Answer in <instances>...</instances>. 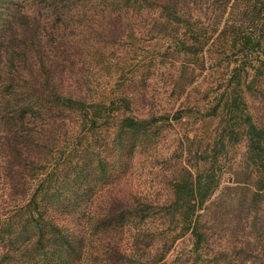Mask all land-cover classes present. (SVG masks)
Here are the masks:
<instances>
[{
	"label": "trees",
	"instance_id": "1",
	"mask_svg": "<svg viewBox=\"0 0 264 264\" xmlns=\"http://www.w3.org/2000/svg\"><path fill=\"white\" fill-rule=\"evenodd\" d=\"M43 1L44 5L42 0H0V176L5 178L8 201L13 207L9 221L5 220L0 226V264H83L85 240L89 233L66 224V218H60L64 215L59 217L51 211L55 210V202L64 207V200L78 189L76 184L83 174L94 175L100 165H104V172L108 166L112 169L109 150L115 147L111 141L104 142L103 138L86 145L80 144L81 139L89 133H99L102 124L111 118L115 119L113 128L118 130L117 133H147L159 118L155 111L137 114L133 109L134 91L129 92L128 88L122 92L119 90L121 85L136 86L132 78H125L126 81L122 77L112 79L116 81L112 89L115 96L106 101L91 98L90 85L85 89L82 86L88 78L90 80L93 69L89 60L83 59L80 66L72 57L75 53H68L71 46L66 31L77 21L71 13L76 0ZM82 1L80 4L85 12L93 11L94 2L100 5L104 1L102 12L95 17L104 22L106 35L113 44L118 43L125 31L121 29L122 24L134 17L130 15L128 5L133 0ZM187 1L195 8L199 5V0ZM206 1L212 4H208V22L198 18L192 20L194 11H185L181 6L186 0H162L163 3L157 6L156 17L164 22H172L174 18L191 25L201 24L204 30L210 26L214 30L206 36L207 40L221 24L220 32L226 35V40H233L232 55L237 47L245 58V63L231 69L228 84L232 89L226 93L222 108V133L232 135L236 134V124L243 112L241 105H248L246 94L251 93L257 79L264 76V58L257 60L260 64L256 65L251 56L262 49L264 51V0H233L231 5V0ZM194 32L198 44L183 42L182 51L196 54L204 47L207 40L201 42L199 32ZM72 41L80 44L82 38L78 35ZM89 45L94 50L93 45ZM90 61L93 62L92 57ZM249 64L256 73L251 81L246 78V92L239 93L236 89L241 87L242 71L248 73ZM87 65L90 73L86 70ZM186 67L183 65L182 73ZM70 74L78 91L64 88V80ZM217 107L218 104L215 111L219 109ZM174 115L177 117L180 113ZM252 115H247L244 122L249 126L244 131L247 130V158L254 166L256 186L251 193L253 200L259 203L264 199V122L261 118L255 120ZM74 116L78 117L80 132L72 142L70 126L75 123ZM118 141L119 137L114 134L113 145ZM221 143L224 146L223 138ZM82 150V155H90L83 162V158H74L75 153L78 155ZM219 152L213 149L210 157L218 159ZM94 155L99 163L93 160ZM204 159L207 161V156ZM185 170L187 175L173 183V196L168 204L173 209L166 217L176 220L175 225H181L183 231L191 234L194 251L198 252L209 242L207 215L215 204L212 196L222 180L214 170H198L197 174L188 168ZM244 183L232 186V189L247 195L249 187ZM122 198L105 199L104 212L97 216L105 231L104 246L96 253L100 258L96 264H156L164 260L172 248L168 235L164 236V244L157 246V257L148 262H144L138 250L141 228L131 234L129 242H124V231L131 230L130 227L126 229L128 220L140 216L147 221L149 216L144 214L145 209H150L153 204L138 201L135 207L133 202H125ZM260 227L254 225V230ZM165 233L169 234V227L161 229L159 234ZM251 233L249 227L246 237L234 246L235 264H264V239L248 238Z\"/></svg>",
	"mask_w": 264,
	"mask_h": 264
},
{
	"label": "rangeland",
	"instance_id": "2",
	"mask_svg": "<svg viewBox=\"0 0 264 264\" xmlns=\"http://www.w3.org/2000/svg\"><path fill=\"white\" fill-rule=\"evenodd\" d=\"M80 2L83 1L76 0L71 11L77 21L67 29L66 37L71 46L68 53H75L72 57L80 66L85 59L89 60L93 68L90 80L88 78L86 84L82 83L83 89L90 85L91 98L106 101L115 96L112 89L116 81H111L112 79L132 78L136 81V86L129 88L128 84L121 85L119 90L122 92L128 88L129 92L134 91L136 99L133 109L137 114L155 111L159 118L147 133H117L118 130L113 128L115 119L111 118L109 122L106 120L107 123L102 124L99 133H89L82 138L80 144L85 145L94 144L101 138L104 142H112L111 145L115 147L109 150L112 169L108 166L104 172V165H100V170L94 175L89 174L93 176L83 174L76 184L78 189L64 200V207L55 202V210L51 213L59 217L64 215L65 217L60 218H66V224L89 233L85 240L83 264H96L100 259L96 253L104 246L105 230L97 216L104 212V202L114 196L123 197L125 202H133L135 207L138 201L153 204L150 209H145L144 214L149 216L147 221L140 216L131 217L126 225V229L130 227L131 230H125L123 235L124 242H129L127 240L131 238V234L138 228L142 229L138 250L144 262L157 257L156 248L164 244V236L168 235L172 248L165 259L156 264H235L233 248L246 237L249 227L252 228V233L248 238L264 239V199L256 203L251 193L256 184L253 179L254 166L247 158L245 135L249 125L244 122L248 114H253L252 118H261L264 122V76L259 77L253 91L246 94L248 105H241L243 112L236 124V134H223L222 108L226 93L232 89L228 84L230 72L246 60L237 47L235 55H232L233 40H226V35L220 32L221 24L207 40L206 36L214 28L210 29L207 25L209 29L204 30L201 24L191 25L174 18L172 22L161 21L156 15L159 11L157 6L163 3L162 0H133L128 5L130 15L134 17L130 22L124 21L121 29L125 31L120 35L118 43L113 44V40L106 35L104 22L95 17L102 12L101 5L104 1L100 5L94 2L95 7L91 12H85ZM232 2L233 0L229 2L230 5ZM41 4L44 5L43 0ZM198 4L195 8L192 2L186 0L181 6L185 11H194L192 20L198 18L208 22L210 3L199 0ZM84 14L87 15L83 17ZM193 28L199 32L201 42L207 40L202 50L196 54L182 51L183 42L187 45L198 44L194 39L196 33ZM78 35L82 38L80 44L72 41ZM89 44L93 45L94 50ZM251 56L254 58L253 62H257L256 65L260 64L257 60L264 58V51L262 49ZM183 65L187 67L182 73ZM247 68L248 73L242 71L241 87L236 89L239 93L246 92V78L251 81L256 73L253 65L249 64ZM86 70L90 73L89 65ZM71 75L64 80V88L67 91H78ZM217 104L219 109L215 111ZM176 113L180 115L175 117ZM73 121L74 125L71 123L70 126L72 142L73 137L80 132L78 117L74 116ZM244 128L247 130L244 131ZM114 134L119 137L117 145H113ZM213 149L220 151V157L216 160L210 157ZM89 150L92 151V148ZM82 152L83 150L78 155L75 153L74 158H83V162L90 155L84 156ZM206 156L207 161L204 159ZM92 158L99 163L95 155ZM185 168L195 174L198 170H214L222 180L220 188L212 196L215 204L207 215L209 242L198 252L194 251L191 234L183 231L181 225H175L176 220L166 217L173 209L168 206L173 196V183L187 175ZM243 182L249 187L247 195L241 190L237 192L232 189V186ZM8 200L5 178L1 175L0 226L11 218L13 207ZM142 213L141 207L140 214ZM254 225L261 227L254 230ZM173 226L178 230H171ZM168 227L169 234H159L161 229Z\"/></svg>",
	"mask_w": 264,
	"mask_h": 264
}]
</instances>
